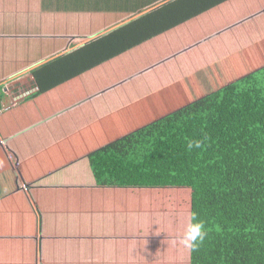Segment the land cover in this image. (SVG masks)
Here are the masks:
<instances>
[{"label": "crops", "instance_id": "1", "mask_svg": "<svg viewBox=\"0 0 264 264\" xmlns=\"http://www.w3.org/2000/svg\"><path fill=\"white\" fill-rule=\"evenodd\" d=\"M184 1L0 0V151L36 219L34 236L27 235L22 211L0 205V264H190V252L178 242L188 212L134 211L136 191L95 186L85 160L43 175L46 149L135 102L136 64L143 58L153 62L145 70L173 67L164 72L172 84L199 70L201 58L202 67L212 65L213 49L240 51L264 39V0H225L201 14L204 0ZM172 2L178 7L169 18L184 21L32 98L38 91L33 74L41 67L79 50L85 58L74 60L78 66L97 65L83 52H94L91 42ZM24 79L28 88L21 90ZM11 82L18 87L8 107L4 84ZM8 119L15 131L4 136ZM22 129L32 134H16ZM27 161L41 163L30 185L18 172ZM2 174H8L4 167Z\"/></svg>", "mask_w": 264, "mask_h": 264}, {"label": "trees", "instance_id": "2", "mask_svg": "<svg viewBox=\"0 0 264 264\" xmlns=\"http://www.w3.org/2000/svg\"><path fill=\"white\" fill-rule=\"evenodd\" d=\"M224 1L204 0L200 14ZM177 4L91 42L87 47L94 52H83L97 65L78 66L74 60L85 58L79 50L41 67L40 73L56 79H37L35 72L38 91L32 98L178 25L183 18L168 16ZM225 49H213L212 65L202 67L201 58L195 73L46 149L43 175L85 160L95 186L136 191V212L196 213L207 236L190 252V264H264V39L240 51ZM2 94L0 86V111ZM194 141L201 147L189 150ZM0 156L8 173L0 176V205L21 210L22 229L34 236L30 202L5 154ZM40 164L19 166L25 185L34 183Z\"/></svg>", "mask_w": 264, "mask_h": 264}, {"label": "rangeland", "instance_id": "3", "mask_svg": "<svg viewBox=\"0 0 264 264\" xmlns=\"http://www.w3.org/2000/svg\"><path fill=\"white\" fill-rule=\"evenodd\" d=\"M199 53H200V51L196 50L195 54L198 55ZM151 63H153V62L151 61L149 64H151ZM149 64H148V59L146 57L143 58L142 62L136 64L137 65V72H139L138 78L140 80H138V81L136 80V83H135L134 89H133V95L136 96L134 98L135 101H137V100H139L141 98H144V97H146V96H148V95H150V94H152V93H154L156 91L162 90L165 87L170 85L169 82H171V79L164 72L167 69H171L173 67L169 66V67L166 68V70L163 67L161 69L158 67V68H155V69L153 68V69H150V70H145L147 67H149ZM171 65H173L174 69H175V65L174 64H171ZM183 72L186 73L185 70H183ZM140 74H141V76H140ZM29 80H30V78H29ZM22 82H23V86H22L21 90H26V88H28V80L24 79ZM14 83H16V82H11V83L4 84L5 85V90L6 89L8 90V88H9V97H8V94H7L6 100H5V103H4V105L8 106V107L11 104L14 103V101L12 100L11 96L13 95V92L14 93L16 92L17 87H18V85L14 84ZM26 92H28V91H25V93ZM105 105H106L105 108H108L107 104H105ZM5 122H7L6 123V124H8L7 127H9L10 130H5L4 136L7 135L8 131H10V132H14L15 131V129L13 127L14 125L12 126V128H10L11 127L10 125H12V122L9 119L7 121H5ZM30 133L32 134V132L27 131L25 129H22V131H20V132H18L16 134H22L23 137L27 138ZM16 134H13V135L10 134V136H8V138H13V136H15ZM36 149H37L36 147H33V151L36 150ZM181 197L183 199V198L186 197V195L181 194Z\"/></svg>", "mask_w": 264, "mask_h": 264}, {"label": "clouds", "instance_id": "4", "mask_svg": "<svg viewBox=\"0 0 264 264\" xmlns=\"http://www.w3.org/2000/svg\"><path fill=\"white\" fill-rule=\"evenodd\" d=\"M201 143V141L189 142L188 148L189 150L193 147L199 148ZM206 236L207 232L204 230V222L197 218L196 213H190L178 242L189 252L196 251Z\"/></svg>", "mask_w": 264, "mask_h": 264}]
</instances>
